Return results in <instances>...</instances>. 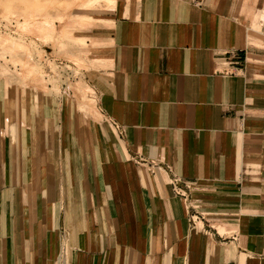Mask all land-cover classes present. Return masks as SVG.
Wrapping results in <instances>:
<instances>
[{"label": "crops", "instance_id": "crops-1", "mask_svg": "<svg viewBox=\"0 0 264 264\" xmlns=\"http://www.w3.org/2000/svg\"><path fill=\"white\" fill-rule=\"evenodd\" d=\"M109 19L90 110L0 77V264H264V0Z\"/></svg>", "mask_w": 264, "mask_h": 264}, {"label": "rangeland", "instance_id": "rangeland-1", "mask_svg": "<svg viewBox=\"0 0 264 264\" xmlns=\"http://www.w3.org/2000/svg\"><path fill=\"white\" fill-rule=\"evenodd\" d=\"M114 2L0 0V77L79 107L92 103L84 72L98 64L97 38L111 27Z\"/></svg>", "mask_w": 264, "mask_h": 264}, {"label": "built area", "instance_id": "built-area-1", "mask_svg": "<svg viewBox=\"0 0 264 264\" xmlns=\"http://www.w3.org/2000/svg\"><path fill=\"white\" fill-rule=\"evenodd\" d=\"M141 164L143 166H147V168L152 170L153 172L157 171L158 169L161 168V165L157 162H154V161H141ZM169 186H170L171 191L174 195L181 196V197L185 198L183 190H184V188H186V186L180 180V178L171 174V176L169 177Z\"/></svg>", "mask_w": 264, "mask_h": 264}, {"label": "bare ground", "instance_id": "bare-ground-1", "mask_svg": "<svg viewBox=\"0 0 264 264\" xmlns=\"http://www.w3.org/2000/svg\"><path fill=\"white\" fill-rule=\"evenodd\" d=\"M76 101V100H75ZM75 103V102H74ZM79 104V103H78ZM81 109H82V111H86V110H90L92 107H91V105L90 104H87V105H85V106H81L80 107Z\"/></svg>", "mask_w": 264, "mask_h": 264}]
</instances>
